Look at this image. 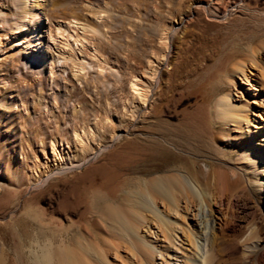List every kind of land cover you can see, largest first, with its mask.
I'll return each mask as SVG.
<instances>
[{"label":"rangeland","instance_id":"374dc122","mask_svg":"<svg viewBox=\"0 0 264 264\" xmlns=\"http://www.w3.org/2000/svg\"><path fill=\"white\" fill-rule=\"evenodd\" d=\"M41 1L52 24L36 17L41 57L29 58L27 30L14 22L21 0H0V264H58L67 249L77 264H143L137 242L99 211L172 166L190 167L225 203L236 191L231 224L261 216L264 172L261 186L238 187L250 134L216 116L214 102L231 85L236 102L253 98L223 69L253 47L264 58V0ZM253 70L257 79L263 69ZM136 214L146 223L130 225L150 238L155 216Z\"/></svg>","mask_w":264,"mask_h":264},{"label":"bare ground","instance_id":"6f19581e","mask_svg":"<svg viewBox=\"0 0 264 264\" xmlns=\"http://www.w3.org/2000/svg\"><path fill=\"white\" fill-rule=\"evenodd\" d=\"M20 4L21 10L14 21L17 24L16 29L27 30V43L34 50L29 52V58L41 57V46L38 40L40 36L36 32L39 20L36 17L38 16L40 19L39 15L42 12L48 19L44 11L46 4L41 0H21ZM50 23L48 19V24ZM49 27L46 26L45 31ZM55 28L61 30L58 32L62 34L67 30L60 25ZM71 35L72 33L67 30L66 36ZM18 40L22 39L19 37ZM75 41L71 46L74 47L77 44ZM259 66L263 70L261 72L259 70L260 75L255 79L254 76L257 73L253 69ZM223 73L227 75L229 84L234 83L233 79L237 77L240 80L241 88L253 95L252 99L236 102L238 98L231 97L237 95L232 89L234 88L236 92L238 90L231 85L214 102L216 116L238 126L240 130L247 127L246 130L254 144L253 153L242 155L246 163L243 166V173L241 171L238 187L249 189L254 184L261 186L263 181L258 176L264 172V106L258 98L264 94V58L259 50L253 47L239 57L230 59L226 63ZM252 77L254 83L249 80ZM131 88L136 91L135 93L142 101L145 99V95H147L145 89L138 88L135 82L132 83ZM240 95L242 96V94ZM251 102L255 103L259 109H254ZM249 113L256 116L257 120L252 118ZM252 120L255 121L254 124ZM106 147V145L99 146L80 162L55 168L51 172H60L62 169L66 170L68 167L84 164ZM189 168L172 166L149 176L142 181V192L130 187V189L121 188L123 194L119 201L104 203L99 213L102 218L106 217L114 221L109 225L112 226L115 233L111 231L114 234L116 232L122 235L126 234L129 238L131 237L132 241L134 239L137 242V246L134 244V249L139 253L143 264H208L209 259H211L210 264H264L263 185L258 187L262 192L257 196L261 216L254 217L255 220L247 226L231 224L229 219H234V215L229 212L228 206L235 201L236 191L232 190L227 203L222 196L213 198ZM116 170L110 172L109 175L111 177L116 175ZM51 172L44 175L37 182L38 185L40 181L46 180ZM104 178L106 177L102 179ZM106 181H108V176ZM106 181L102 180L101 184L105 185ZM110 182H112L111 179L108 184ZM108 187L111 188V184ZM157 198L160 200L159 202H157ZM137 209L150 212L156 218V222L151 228L150 238L143 237L137 232L138 230L132 228V224L130 225L131 221L137 222V220L146 223L145 218L142 217L143 214H136ZM215 229L223 231V235L215 233ZM254 235L257 238L249 242ZM132 241L129 244H132ZM101 260L103 261V259ZM102 261L101 263L106 262L105 259ZM45 264H49V261ZM58 264H77L76 256L67 249L64 256L59 258Z\"/></svg>","mask_w":264,"mask_h":264}]
</instances>
